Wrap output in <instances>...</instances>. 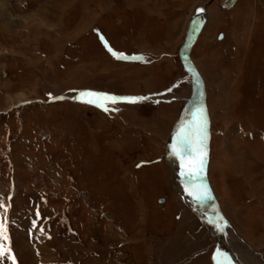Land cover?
Here are the masks:
<instances>
[{
  "label": "rangeland",
  "instance_id": "rangeland-1",
  "mask_svg": "<svg viewBox=\"0 0 264 264\" xmlns=\"http://www.w3.org/2000/svg\"><path fill=\"white\" fill-rule=\"evenodd\" d=\"M4 2L21 22L0 16V264H214L218 222L168 161L198 26L207 179L231 231L217 262H264V0ZM87 92L146 99L104 111Z\"/></svg>",
  "mask_w": 264,
  "mask_h": 264
},
{
  "label": "bare ground",
  "instance_id": "bare-ground-1",
  "mask_svg": "<svg viewBox=\"0 0 264 264\" xmlns=\"http://www.w3.org/2000/svg\"><path fill=\"white\" fill-rule=\"evenodd\" d=\"M4 0H0V16L2 17V19L11 27H13L14 25L16 24H19V22H21L20 20H16L15 18H13L10 10H8V8L6 9L5 8V4H7V2L4 4ZM190 37V36H189ZM189 56H190V53H189ZM190 59H191V56H190ZM191 62L193 63L192 59H191ZM187 63V62H186ZM193 66L194 68L197 70V68L195 67L194 63H193ZM189 67V66H188ZM192 71V70H191ZM198 72V70H197ZM193 73V71H192ZM199 73V72H198ZM195 79L197 80L198 82V94L196 93V88L194 90L195 92V95L193 97H191L190 101H192V103H187L186 105V110H185V113H184V116L182 117L184 123L182 124V126H184L185 128H188L192 123L193 121L201 114L203 113V117L204 119L206 120V117L204 115V105H203V102H202V97L200 95L204 94L203 92H199L200 90V81L199 79L196 77V75L193 73ZM200 75V73H199ZM201 76V75H200ZM202 79V77H201ZM202 82H203V79H202ZM203 89L205 91V88H204V83H203ZM188 126V127H187ZM180 128V127H179ZM181 129V128H180ZM177 132V131H176ZM177 134V133H176ZM206 136H207V139H206V143H208V122L206 120ZM177 137V136H176ZM176 143V138L174 139V142H172V146L170 148V151H169V154H168V161H169V166H170V169H171V172L173 174V178L177 181L178 185L180 186H183V187H189L192 189V192L191 193L192 195L191 198L195 201V204H197L198 208H199V211H200V214L206 218L207 222L209 224H211L208 220H210L211 218L209 217L210 215V211H211V216H213L212 220H213V223L211 225L215 226V220L217 221V218L219 217V213H218V210L217 209H211V203L209 202L208 198L201 195L200 196V199H196V196L197 195H200L202 192H205L206 191V186H205V183H204V180H203V176H207V168L205 166L206 164V161H207V154H208V148L206 147V144H204L203 146V153H204V161H203V172L200 174V175H195V168L194 167H190L191 165V162L194 160V159H198V157L196 156L195 152H193L191 155L185 153V155L183 156V159H181L180 157H178L177 155H175L174 153V150H173V145ZM207 165V164H206ZM190 175L192 178H190ZM210 189H211V186L209 185ZM185 190V188H184ZM207 193V192H206ZM204 199L210 209V211L206 212L205 210V207L202 206V205H206L204 204V201L202 200ZM207 209V208H206ZM202 211H205L206 214ZM223 224L226 226V222L225 220L223 221ZM223 225V226H224ZM221 227L218 223L216 224V227H214V231L217 232V237L215 238L216 242H218V248L223 251H225V247H226V250L228 249V243L229 242L227 240V236L228 234L231 232V231H228V232H225V226L224 227ZM221 227V228H220ZM221 232V234H220ZM235 233V232H234ZM232 234V233H231ZM236 234V233H235ZM224 235V237H223ZM234 238H236L237 240L240 238H238L237 235H234ZM230 243V242H229ZM231 244V243H230ZM245 251V250H243ZM243 251H241V254L242 256L247 259L248 257V264H253L252 262H250V258L253 257V258H256L255 255L253 256L252 254H246V253H243ZM237 252V251H236ZM235 253V252H234ZM224 255V254H223ZM222 255V256H223ZM229 255V254H228ZM244 255H247L244 256ZM236 256V254H235ZM221 257V256H219ZM225 257V255H224ZM229 257V256H228ZM227 258V257H226ZM238 260L241 263V264H244L241 260V257L240 255L237 256ZM232 259V258H231ZM224 260V259H223ZM259 261V260H258ZM262 261V262H261ZM227 262V261H226ZM232 262V261H231ZM260 262L261 264H264L263 260L260 259ZM228 263V262H227ZM237 264V263H236Z\"/></svg>",
  "mask_w": 264,
  "mask_h": 264
},
{
  "label": "snow or ice",
  "instance_id": "snow-or-ice-1",
  "mask_svg": "<svg viewBox=\"0 0 264 264\" xmlns=\"http://www.w3.org/2000/svg\"><path fill=\"white\" fill-rule=\"evenodd\" d=\"M103 40V38H101ZM105 46L107 47V43L105 42ZM108 51L113 54V56L116 59L125 58L123 57V54H117L113 52V50L109 47ZM84 99L81 100L82 103L94 105L98 108H103L104 111H107V105L108 103H116L117 100H122L128 103H137L140 100L146 99V98H114L109 97L106 94H99L94 92H87L81 94ZM207 139L206 136V120L203 117V113H201L194 121L193 123L188 127L185 128L184 126H181V129L178 130L177 137H176V143L173 145V150L175 155L183 159V156L185 153L191 155L193 152H195L198 159H194L191 162L190 167L195 168V175H200L204 168H203V161H204V153H203V146L205 144V141ZM190 178L191 175H190ZM203 195L207 197V193L202 192L200 195L196 196V199H200V196ZM0 207H4L3 204H0ZM7 240L6 235V228L3 223H0V258H3L5 255H7L10 252V249L5 248L4 241ZM13 264H15V258L13 257Z\"/></svg>",
  "mask_w": 264,
  "mask_h": 264
},
{
  "label": "water",
  "instance_id": "water-1",
  "mask_svg": "<svg viewBox=\"0 0 264 264\" xmlns=\"http://www.w3.org/2000/svg\"><path fill=\"white\" fill-rule=\"evenodd\" d=\"M236 1H237V0H232V1L230 2V4H233V3H235ZM225 7H227V6H225ZM199 29H200V26H198L197 29H195V30L192 32V34L190 35V37H188V39L186 40V43H185V45H184V59H185V62H187V65L190 67V69L193 71V73L196 75V77H197V78L199 79V81H200V89H199L200 91H199V92H203L204 89H203V82H202L201 76L199 75V73L197 72V70L194 68L193 63L191 62V59H190V56H189L191 46H192V44H193L194 38L196 37V34H197V32L199 31ZM182 119H183V118L181 117V119L178 120V122H177V124H176V126H175V128H174V130H173L171 136H173V135L176 133V131L178 130V128L181 126V124H182V122H183ZM169 144H170V141L168 142V145H169ZM205 184H206V182H205ZM209 202H210L211 205H212V201L209 200ZM212 208H213V207L211 206V209H212ZM217 222H218V224H219L221 227L224 225L223 222H222V220H217ZM221 227H220V228H221ZM217 249H218V246H217Z\"/></svg>",
  "mask_w": 264,
  "mask_h": 264
},
{
  "label": "crops",
  "instance_id": "crops-1",
  "mask_svg": "<svg viewBox=\"0 0 264 264\" xmlns=\"http://www.w3.org/2000/svg\"><path fill=\"white\" fill-rule=\"evenodd\" d=\"M229 2H230V0H229ZM222 3H224V2H222ZM226 3H227V2H226ZM220 5H221V4H220ZM224 7H225V5H224ZM222 12H223V11H222ZM219 15H220V14H219ZM222 16H223V15H222ZM84 25H86V23H84ZM84 25L82 24L80 27H82V26H84ZM86 30H87V29H86ZM86 47H87V46H86ZM84 49H86V48H84ZM57 52H59L58 48L56 49V53H57ZM56 53H53V55H55ZM81 64H84V65H85V64H90V62H88V63L84 62V63H81ZM81 64H80V65H81ZM77 67H78V66H77ZM86 67H87V68H86V71H87V69H94V68H92V67L89 68L90 66H88V65H87ZM75 69H77V68H75ZM81 69H84V68L81 67ZM76 71H77V70H76ZM83 71H84V70H83ZM83 71H82V72H83ZM89 74H91V73H87V75H89ZM75 75H76V76H79L78 74H75Z\"/></svg>",
  "mask_w": 264,
  "mask_h": 264
}]
</instances>
